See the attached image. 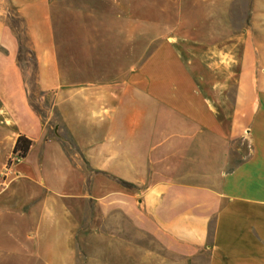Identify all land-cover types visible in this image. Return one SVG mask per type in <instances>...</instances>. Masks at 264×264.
Here are the masks:
<instances>
[{
    "label": "crops",
    "instance_id": "1",
    "mask_svg": "<svg viewBox=\"0 0 264 264\" xmlns=\"http://www.w3.org/2000/svg\"><path fill=\"white\" fill-rule=\"evenodd\" d=\"M9 2L30 38V0ZM179 5L193 8L185 29L122 84L59 92L60 116L96 177L112 181L107 199L116 183L123 214L164 250L188 264H264V0ZM36 54L39 88L49 91L52 49ZM17 55L0 20V167L19 137L31 142L10 187L0 186V264H75L76 224L51 195L82 199V164L30 108ZM137 184L146 186L135 207ZM30 189L47 198L30 205Z\"/></svg>",
    "mask_w": 264,
    "mask_h": 264
},
{
    "label": "rangeland",
    "instance_id": "2",
    "mask_svg": "<svg viewBox=\"0 0 264 264\" xmlns=\"http://www.w3.org/2000/svg\"><path fill=\"white\" fill-rule=\"evenodd\" d=\"M179 2L30 0L29 38L25 20L18 9L9 0H0V20L21 43L19 68L28 101L47 128L49 138L57 140L72 163L82 164V199L51 195L52 200L61 201L68 209V217L76 224L71 244L75 264H188L164 250L151 235L136 228L123 214L120 206L128 200L118 192L121 189L116 183L113 187L115 196L107 199V192H112V181L104 174L96 177L62 121L56 97L59 92L118 85L131 78L168 35L185 29L183 19L193 8L181 6ZM199 6L194 11L204 9ZM48 46L53 52V72L56 71L58 79L51 90L44 92L38 85L36 49ZM48 76H51L50 72ZM51 78L55 79V75ZM7 145L8 140L4 138V155ZM240 148L244 149L239 153L245 158L246 145H240ZM8 160L9 157L4 158L0 167V186L4 190L11 183V174L4 172ZM237 161L232 153L231 165ZM145 186L137 184L132 188V199L129 200L132 206H137V195L145 190ZM45 198L46 192L30 189V205H38ZM198 259L192 264H205L204 257Z\"/></svg>",
    "mask_w": 264,
    "mask_h": 264
},
{
    "label": "trees",
    "instance_id": "3",
    "mask_svg": "<svg viewBox=\"0 0 264 264\" xmlns=\"http://www.w3.org/2000/svg\"><path fill=\"white\" fill-rule=\"evenodd\" d=\"M16 39L18 41V55H17V60L19 62L20 59H21V55H22V47H21V43H20L19 39L18 38H16ZM28 103H29V101H28ZM29 106L32 109V111L38 116L35 108L30 103H29ZM30 146H31V142L30 141L24 139L23 137H19L17 139L16 143H15V146L13 148L12 154L20 153L21 156H22V158H24L26 156V154L28 153V150H29ZM121 184H122V186L129 187V185H127L125 183H121Z\"/></svg>",
    "mask_w": 264,
    "mask_h": 264
},
{
    "label": "built area",
    "instance_id": "4",
    "mask_svg": "<svg viewBox=\"0 0 264 264\" xmlns=\"http://www.w3.org/2000/svg\"><path fill=\"white\" fill-rule=\"evenodd\" d=\"M23 160L22 156L20 153H15L12 154L9 157L8 163L7 165L4 167V172L6 173V175L11 174L12 169L18 165L21 161Z\"/></svg>",
    "mask_w": 264,
    "mask_h": 264
}]
</instances>
